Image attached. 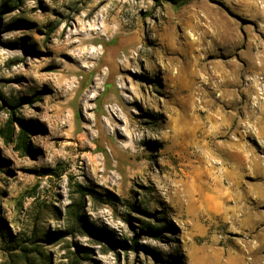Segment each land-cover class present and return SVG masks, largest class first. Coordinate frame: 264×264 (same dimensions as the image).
<instances>
[{"label":"rangeland","instance_id":"obj_1","mask_svg":"<svg viewBox=\"0 0 264 264\" xmlns=\"http://www.w3.org/2000/svg\"><path fill=\"white\" fill-rule=\"evenodd\" d=\"M13 1L0 264H264V0Z\"/></svg>","mask_w":264,"mask_h":264},{"label":"trees","instance_id":"obj_2","mask_svg":"<svg viewBox=\"0 0 264 264\" xmlns=\"http://www.w3.org/2000/svg\"><path fill=\"white\" fill-rule=\"evenodd\" d=\"M178 5H184L188 3L190 0H177ZM19 2H22V0L13 1V5L9 6L15 7L18 5ZM25 23V22H21ZM13 108L11 111V116L7 123L0 128V135L5 140L6 143H13L15 145V148L22 152L23 154H32L31 147L29 145L30 141V134L34 132V126L31 125V123L21 120V118H18L15 116L17 113L16 106L11 105ZM14 122H17L19 124V130L17 131ZM84 190L92 191L89 188L83 187L82 185H78V191L84 194ZM81 208H82V201L76 202L74 205V209L72 210V215L74 221H76L77 226H82L89 228V223L85 219L84 216L81 214ZM99 232H106L105 229H99ZM138 236H136L133 240H131V244L128 245L129 248L134 249L138 248ZM23 252L25 253L27 251L26 247H22ZM26 255V254H25Z\"/></svg>","mask_w":264,"mask_h":264}]
</instances>
